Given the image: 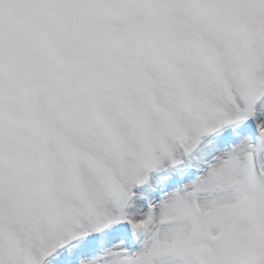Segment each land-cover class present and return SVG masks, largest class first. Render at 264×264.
<instances>
[{"label": "snow or ice", "instance_id": "obj_1", "mask_svg": "<svg viewBox=\"0 0 264 264\" xmlns=\"http://www.w3.org/2000/svg\"><path fill=\"white\" fill-rule=\"evenodd\" d=\"M0 264H264V0H0Z\"/></svg>", "mask_w": 264, "mask_h": 264}]
</instances>
